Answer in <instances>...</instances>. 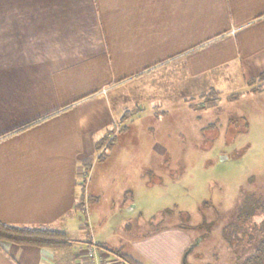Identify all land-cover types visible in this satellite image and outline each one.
Instances as JSON below:
<instances>
[{"label":"crops","instance_id":"obj_1","mask_svg":"<svg viewBox=\"0 0 264 264\" xmlns=\"http://www.w3.org/2000/svg\"><path fill=\"white\" fill-rule=\"evenodd\" d=\"M262 74L264 0H0V222L69 236L128 98L248 89ZM179 233L183 248L158 259L180 263ZM86 249V237L63 251L0 241V264H89Z\"/></svg>","mask_w":264,"mask_h":264},{"label":"rangeland","instance_id":"obj_2","mask_svg":"<svg viewBox=\"0 0 264 264\" xmlns=\"http://www.w3.org/2000/svg\"><path fill=\"white\" fill-rule=\"evenodd\" d=\"M262 84L254 92L241 83L218 84V104L212 106L204 99L216 90L206 85L197 94L128 98L126 119L114 125L86 167L85 214L69 225L72 246L90 233L103 249L142 264H169L171 258L158 259L155 251L178 252L187 241L181 232L191 243L179 264H242L252 245L244 236L234 252L222 231L234 223L241 200L253 198L244 207L249 211L264 198ZM232 94L240 96L230 100ZM253 222L264 233V213ZM136 243L149 245L145 258Z\"/></svg>","mask_w":264,"mask_h":264},{"label":"trees","instance_id":"obj_3","mask_svg":"<svg viewBox=\"0 0 264 264\" xmlns=\"http://www.w3.org/2000/svg\"><path fill=\"white\" fill-rule=\"evenodd\" d=\"M262 82H264V74L258 76L255 79H251L247 82L248 89L251 92L259 91L262 87ZM255 85V87H254ZM220 93L218 91L211 90L205 95L204 102L207 106H212L218 104ZM239 94H232L228 96L230 100L237 99ZM126 119V115L121 118V121ZM83 190V188H82ZM259 207L256 205L250 206L249 211H244V207L251 200H241L238 208L236 209V215L233 219V224L231 227L224 228L222 231V238L227 242L228 246L232 251H236L238 245L243 243L244 236L249 246L254 247L252 253L247 255L243 260L242 264H262L264 261V233L262 232V227L255 224L253 219L261 215V210L264 209V198H259ZM84 190L81 192L80 200L76 205V209L80 211L81 214H85V204H84ZM250 222V223H249ZM89 231L88 227L84 228ZM230 229V230H229ZM233 229V230H232ZM68 235L65 233L58 232L52 228L41 227V228H25L17 227L14 225H9L0 222V241L9 242L17 246H35L38 248L50 250V251H63L68 250L72 244L68 241ZM246 242V241H245ZM97 248L101 251L103 248L102 244L96 243ZM118 256L126 264H141L135 261L131 256H128L119 250H109ZM246 260V261H245ZM240 261V262H241ZM253 264V263H252Z\"/></svg>","mask_w":264,"mask_h":264},{"label":"built area","instance_id":"obj_4","mask_svg":"<svg viewBox=\"0 0 264 264\" xmlns=\"http://www.w3.org/2000/svg\"><path fill=\"white\" fill-rule=\"evenodd\" d=\"M118 130V128H116ZM108 133V137L112 136ZM84 227L89 229V226L87 222L84 224ZM86 243H87V249H86V257L89 260V264H109L105 257L102 255L101 251L97 248L96 243L92 240V235L88 233L86 235Z\"/></svg>","mask_w":264,"mask_h":264}]
</instances>
